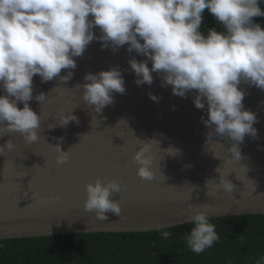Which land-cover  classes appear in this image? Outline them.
I'll return each instance as SVG.
<instances>
[{"label":"clouds","instance_id":"9594fccd","mask_svg":"<svg viewBox=\"0 0 264 264\" xmlns=\"http://www.w3.org/2000/svg\"><path fill=\"white\" fill-rule=\"evenodd\" d=\"M264 0H0V137L19 133L26 144L38 139L40 118L29 101L42 102L46 95L33 96V78L41 83L58 79L66 83L73 78L76 59L82 57L88 45L99 41L101 50L118 51L126 46L143 60L129 58L127 64L134 73L135 84L151 85L153 73L161 77V86H171V92L181 98L192 94L197 109H206L207 119L201 122L208 129L206 139L229 141L227 152L236 161L242 159L240 145L245 136L257 139V116L244 108L246 92L241 84L264 91V29L254 22L264 17L260 4ZM207 9L222 26V31L210 28L201 32L203 12ZM94 29L99 35L94 34ZM149 63L151 67H149ZM64 70L63 75H61ZM82 89L85 105L100 113L114 102V94H125V82L118 65L96 74L86 73ZM149 99L159 97L148 93ZM21 104L22 107H18ZM74 109V108H73ZM73 109L58 111L51 117L49 129L66 128L79 123ZM51 145L55 164L69 159L62 150L64 137H54ZM142 141V140H141ZM150 141H142L132 155L136 174L152 181ZM14 148L11 139L0 145V156ZM71 148V147H70ZM169 153H173V149ZM223 192L234 185L219 173L217 180H208ZM198 186L192 185V191ZM119 178L99 177L85 183V212L94 213L105 221L112 213L120 218L119 200L114 194L122 191ZM52 199L39 197L41 204ZM59 201L60 197H55ZM192 225L185 235L187 247L200 254L219 240L216 226L200 206L189 205ZM171 225L158 226L164 239Z\"/></svg>","mask_w":264,"mask_h":264},{"label":"water","instance_id":"95a60500","mask_svg":"<svg viewBox=\"0 0 264 264\" xmlns=\"http://www.w3.org/2000/svg\"><path fill=\"white\" fill-rule=\"evenodd\" d=\"M94 34L100 33L94 29ZM132 57L144 59L128 53L126 46L112 52L101 50L100 42L93 41L82 57L75 58L77 67L70 81L41 83L38 76L33 78V96L46 95L42 102L29 101L40 118L37 141L26 144L15 132L0 137V145L8 139L14 144L0 156V239L174 227L189 220L190 204L200 206L209 218L264 214V91L240 85L246 92L244 108L257 116L258 138L245 136L240 145L242 159L236 161L227 152L229 141H207L208 129L201 122L207 112L194 106L192 94L186 98L173 95L171 86H161L156 73L151 85L137 86L127 64ZM116 65L126 92L114 94V102L95 113L83 102L82 89L74 86L83 83L86 73ZM148 93L158 96L159 102L149 99ZM70 109L78 124L48 128L54 113ZM61 136V148L68 150L69 159L56 165L51 145L57 143L54 137ZM141 140H154L149 142L152 181L137 176V165L131 159ZM219 173L234 185L232 192H223L211 182L206 185L210 179L218 182ZM97 177L122 182V191L112 197L119 200L120 218L108 213V219L101 221L84 211V185ZM192 185L197 189L192 191ZM39 197L52 199L41 204Z\"/></svg>","mask_w":264,"mask_h":264},{"label":"trees","instance_id":"16d2710c","mask_svg":"<svg viewBox=\"0 0 264 264\" xmlns=\"http://www.w3.org/2000/svg\"><path fill=\"white\" fill-rule=\"evenodd\" d=\"M264 11V2L260 4ZM264 29V17L253 18ZM222 26L203 12L201 32ZM219 240L200 254L185 235L189 223L145 232H92L0 239V264H264V214L210 218Z\"/></svg>","mask_w":264,"mask_h":264}]
</instances>
